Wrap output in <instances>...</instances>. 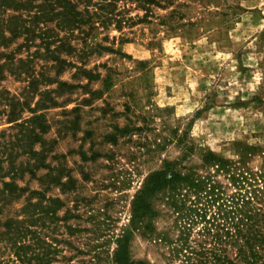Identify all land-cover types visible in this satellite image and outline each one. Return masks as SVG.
<instances>
[{
    "label": "rangeland",
    "instance_id": "obj_1",
    "mask_svg": "<svg viewBox=\"0 0 264 264\" xmlns=\"http://www.w3.org/2000/svg\"><path fill=\"white\" fill-rule=\"evenodd\" d=\"M158 1L162 6H154L147 21L125 25L122 32L113 25L95 27L87 45L72 39L78 49L84 46L88 51L86 68L99 73L87 86L98 92L92 104L66 112L64 108L89 97L75 89L64 107L46 112L51 124L46 137L55 139L53 153L62 155L52 163L60 161L73 179L70 188L52 187L47 194L62 201L58 213L68 217L61 225L76 227L70 234L61 226V252L54 264H115V238L129 223L132 198L145 177L166 159L185 154V165L198 166L207 151L236 160L245 148L256 147L247 153L246 162L254 169L262 163L264 0ZM119 4L126 17L144 13L130 2ZM22 41L23 36L8 50ZM38 43L36 39L29 51ZM98 45L122 54L100 50ZM26 50L18 55L25 57ZM67 58L79 62L76 56ZM43 63L35 60L36 71ZM74 72L67 67L59 78L87 82L74 77ZM50 73L54 75L53 70ZM0 85L17 95L25 82L6 73ZM69 120L75 125L71 127ZM6 126L0 121V129ZM118 127L130 131L115 142L107 141V134ZM45 172L40 169L38 175ZM18 182L31 189L40 186L29 175ZM23 200L8 207L2 217L14 215ZM154 220L160 230L171 219L160 215ZM163 251L139 231L133 232L131 258L161 264Z\"/></svg>",
    "mask_w": 264,
    "mask_h": 264
},
{
    "label": "trees",
    "instance_id": "obj_2",
    "mask_svg": "<svg viewBox=\"0 0 264 264\" xmlns=\"http://www.w3.org/2000/svg\"><path fill=\"white\" fill-rule=\"evenodd\" d=\"M122 2L135 4L144 13L126 17L120 9ZM154 6L162 5L158 0H0V82L6 73L25 82L17 95L0 85V121L7 124L0 129V264H54L61 252V226L70 234L76 231L72 224L61 225L68 217L58 213L62 201L47 194L52 187L70 188L73 179L60 161L52 163L62 155L53 153L56 141L46 137L51 127L46 112L64 107L75 89L89 97L64 108L66 112L92 104L98 92L87 86L99 73L86 68L88 51L84 46L78 49L72 39H82L87 45L89 34L98 26L113 25L122 32L125 25L147 21ZM21 36L23 41L8 50ZM36 39L39 43L30 52ZM23 48L27 49L25 57L18 55ZM98 48L122 54L113 47ZM67 56H76L79 62ZM39 59L45 63L36 71ZM67 67L75 69L74 77L82 76L87 82L60 79ZM69 124L74 126V120ZM129 131L115 128L107 141L115 142ZM255 149L245 148L236 160L207 151L198 166L185 165V154L164 160L133 196L129 223L115 238L113 262L147 264L130 255L133 232L139 231L164 249L161 264H264V152L257 169L246 162L247 153ZM40 169L46 172L38 175ZM25 175L38 180L39 188L20 185ZM22 197L15 214L2 217ZM160 215L171 220L158 230L154 219Z\"/></svg>",
    "mask_w": 264,
    "mask_h": 264
}]
</instances>
